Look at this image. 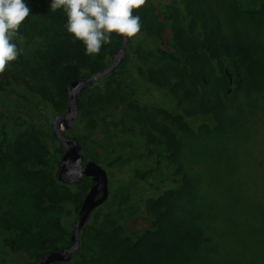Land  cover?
<instances>
[{
  "label": "trees",
  "instance_id": "obj_1",
  "mask_svg": "<svg viewBox=\"0 0 264 264\" xmlns=\"http://www.w3.org/2000/svg\"><path fill=\"white\" fill-rule=\"evenodd\" d=\"M50 2L27 0L30 15L13 41L20 55L0 73V97L14 98L0 99V165L12 168L9 176L12 188L33 186L40 201L48 191L49 204L36 200L37 206L58 216L55 221L47 218L48 223L41 225L35 234H29L18 228V221L7 220L0 210V242L9 251V257H3L0 264H32L51 251L72 246L71 229L93 183L91 178L76 185L58 180L64 148L54 131L53 120L58 114H67L69 98L65 89L69 84L103 72L123 44V37L112 33L111 43L102 46L98 55H86L83 44L74 42L66 31V15L61 10L51 11ZM232 8L234 13H227L226 8L214 7L212 0H175L159 13L141 7L133 9L152 49L147 52L136 49L141 62L132 63L139 75L172 89L181 101L188 100L190 106L199 108L196 104L199 100H195L199 93L197 86L201 84L205 91V86L211 83L208 77L211 70L213 81L226 82L230 87L232 78L233 96L225 98L216 88L218 92L206 112L195 108L191 125L171 126L179 124L171 121L181 117L165 108L160 113L166 121L149 119L145 135L155 148L148 152V156L152 153L153 165L134 168L131 181L153 187L154 195L130 212L127 200L107 206L113 201L109 195L81 231L76 255L70 262L55 264H263L264 255L256 237L258 233L264 234V223L248 222L247 227L243 224L240 228L232 219L237 213L228 211L218 192L198 177L201 169L194 168L184 143L185 135L216 132L220 96L231 101L247 93L255 74L258 47L250 45L231 22L239 16L260 19L264 15V0H233ZM167 31L172 36L165 43L163 35ZM130 43L131 38L121 65L82 94L79 117L72 128L77 133L69 137L64 132V136L81 145L84 163L94 161L108 173L124 157L123 151H117V158L113 153L106 160L90 158L84 150L85 136L79 132L100 131L113 142L109 132L116 133L118 123L124 121L112 122L110 112H123L126 116L123 119L136 120L139 115L135 79L129 80L132 72L126 67L133 54ZM177 127L180 128L176 131ZM158 143L161 146L156 148ZM215 154L221 158L225 152L218 150ZM166 179L171 184L160 192L158 185ZM105 206V222L109 223L93 222L98 210ZM21 253L27 254L26 259L16 260L15 255Z\"/></svg>",
  "mask_w": 264,
  "mask_h": 264
},
{
  "label": "rangeland",
  "instance_id": "obj_2",
  "mask_svg": "<svg viewBox=\"0 0 264 264\" xmlns=\"http://www.w3.org/2000/svg\"><path fill=\"white\" fill-rule=\"evenodd\" d=\"M174 1L145 0L141 8L151 9L159 13L164 6L170 5ZM212 4L214 7L226 8L225 12L227 13H234L233 0H212ZM231 23L240 31L241 36L251 42L250 45L258 47L255 50L257 65L250 88L242 96L228 101L225 98L229 99L233 96V83L231 84L229 81V87L226 82L213 81V72L210 70L208 77L209 80L211 78V83L209 82L210 84L205 86V91L201 84L197 86L199 93L197 92L198 96L195 97V100H199L196 102L199 108L196 106L195 108L200 112H206L208 104L211 103V98H215V93L218 92L215 89H219L221 91L219 94L224 95L225 98L220 96L222 104L217 120L218 129L216 132L205 131L199 136L185 135L184 143L187 151L191 153L190 159L194 161V168L201 169L198 172L200 180L218 192V197L222 199L221 201L228 211L237 213L232 215V219L241 228L243 224L247 227L246 223L248 222L264 223V15L260 19L239 16L232 19ZM142 30L141 27L140 32L135 37H131L129 47H131L133 54L126 64V67L129 66L132 72V78L129 80L134 82L135 79L133 86L137 91V103L140 104L138 119H123L126 117L123 112H110L109 118L112 122L114 120L116 122L124 121L123 124L118 123L116 133L114 131L109 132V135L114 138L113 142L108 140L105 135H101L100 131L94 133L91 129H86L83 132L81 129L79 132L85 136L84 150L90 158L106 160L109 159L108 156L111 153L117 158V151H123L124 157L117 163L116 168L108 173L110 195L113 201H109L110 204L107 206L113 202L119 205L127 200L129 212L139 207L142 201L155 193L153 187L145 183L131 181L134 168L138 166L143 168L146 164V166L153 165L151 162L152 153L150 152L151 154L148 156V152L155 150V148L147 142L145 135L148 120L155 118L166 121L160 113V110L165 108L173 115L181 117L179 120L171 121L179 122V124L173 125L171 123V126H181L187 123L191 125L196 111L193 106L189 105L191 102L187 99V101H181L174 95L175 91L172 89L158 86L152 83L149 78L139 75L137 66L132 63L133 61L138 65L141 62V57L136 54V49L139 47L141 52L152 50L148 45L151 41H146L147 37ZM171 36L170 31L164 33V42L167 43ZM212 81L220 84L217 85ZM207 87H211L210 92L207 91ZM229 90H231L230 94L228 93ZM204 95L209 99L208 101L207 99L203 100ZM216 97L219 101V97ZM10 98L0 97L4 101L6 99L8 101ZM11 100L14 98L12 97ZM104 116L106 117L105 114ZM9 128L14 129V126L10 125ZM179 128L177 127L176 131ZM64 132L69 137L77 133L73 129ZM177 134L179 136L178 132ZM159 146L161 143H158L156 148ZM218 150L225 152L221 158L215 154ZM11 171L12 168L8 170L4 165H0V210L2 215H5L11 223L18 221V228H22L29 234H35L41 225L48 223L47 218L55 221L58 214H49V210L44 211L37 206L36 200L45 201L49 204L48 191L45 192L43 201H40V198L36 197L37 190L35 192L33 186L31 188L30 185L23 184L22 188H20L21 186L16 189L12 188L9 184ZM169 184L171 182L168 179L159 184L160 192H164L166 185ZM17 191L19 192L18 195L16 194ZM107 206L98 210L97 218L93 222L103 225L109 223L105 222ZM258 234L259 236L256 237L259 241V243L257 242L258 248L264 255V234ZM8 252L1 246L0 242V260L3 257H9ZM26 255V253L15 255V259H26ZM261 263L264 264V257L261 259Z\"/></svg>",
  "mask_w": 264,
  "mask_h": 264
},
{
  "label": "clouds",
  "instance_id": "obj_3",
  "mask_svg": "<svg viewBox=\"0 0 264 264\" xmlns=\"http://www.w3.org/2000/svg\"><path fill=\"white\" fill-rule=\"evenodd\" d=\"M145 0H51L50 10L67 17L66 31L83 44L85 54L98 55L111 43V34L135 37L141 30L139 9ZM31 12L27 0H0V73L20 55L14 41Z\"/></svg>",
  "mask_w": 264,
  "mask_h": 264
},
{
  "label": "water",
  "instance_id": "obj_4",
  "mask_svg": "<svg viewBox=\"0 0 264 264\" xmlns=\"http://www.w3.org/2000/svg\"><path fill=\"white\" fill-rule=\"evenodd\" d=\"M128 42L129 38L123 37V44L115 52L113 62L103 72H99L88 79L71 82L65 89V93L69 98L67 114H58L53 120L54 131L64 148L57 170L58 180L66 185H76L81 183L84 178H91L93 185L86 195L71 229L70 239L72 246L63 250L51 251L32 264L70 262L72 256H75L80 249L81 231L86 226L92 213L109 198V175L107 170L94 161L84 163L85 158L81 152V145L77 140L64 136V131L72 129L79 117V102L82 94L121 65L126 56ZM230 83L232 84L231 77ZM228 93L230 94L231 90ZM98 195L100 196L98 197Z\"/></svg>",
  "mask_w": 264,
  "mask_h": 264
},
{
  "label": "flooded vegetation",
  "instance_id": "obj_5",
  "mask_svg": "<svg viewBox=\"0 0 264 264\" xmlns=\"http://www.w3.org/2000/svg\"><path fill=\"white\" fill-rule=\"evenodd\" d=\"M100 195H98V197H99Z\"/></svg>",
  "mask_w": 264,
  "mask_h": 264
}]
</instances>
